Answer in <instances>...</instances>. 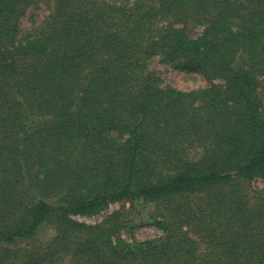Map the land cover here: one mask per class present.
Instances as JSON below:
<instances>
[{
  "label": "trees",
  "instance_id": "16d2710c",
  "mask_svg": "<svg viewBox=\"0 0 264 264\" xmlns=\"http://www.w3.org/2000/svg\"><path fill=\"white\" fill-rule=\"evenodd\" d=\"M256 177L264 0H0V264H264Z\"/></svg>",
  "mask_w": 264,
  "mask_h": 264
},
{
  "label": "rangeland",
  "instance_id": "374dc122",
  "mask_svg": "<svg viewBox=\"0 0 264 264\" xmlns=\"http://www.w3.org/2000/svg\"><path fill=\"white\" fill-rule=\"evenodd\" d=\"M51 12V7L47 3L39 2L31 6L26 12L24 16H22L20 23L22 29L26 30L32 27L35 22H39ZM152 67L156 69L160 76L163 79V82L167 85H171L173 87L183 89V90H192L198 88L200 86H209L210 81L206 79L202 74L198 72H185L178 70L172 66L165 65L161 63L159 57H156L152 61ZM252 185L255 189H264V178L256 177L252 180ZM129 208L130 202L126 203H116L111 204L107 209L102 212L90 215V216H82L77 215L74 218L84 221L87 223H96L103 219V217L111 213L115 210H119L121 208ZM135 222L140 223L138 227L135 228V237L139 240H144L150 237L158 236L160 234V230L147 222L141 223L143 220H149V216L147 213V208L144 206L138 205L137 210H135ZM125 232V231H124ZM126 233V232H125ZM42 238L46 239L53 235V231L50 227H46L43 231ZM129 235V234H125ZM46 237V238H45Z\"/></svg>",
  "mask_w": 264,
  "mask_h": 264
}]
</instances>
